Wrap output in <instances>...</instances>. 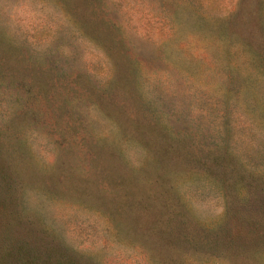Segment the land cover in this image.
<instances>
[{
  "label": "rangeland",
  "instance_id": "rangeland-1",
  "mask_svg": "<svg viewBox=\"0 0 264 264\" xmlns=\"http://www.w3.org/2000/svg\"><path fill=\"white\" fill-rule=\"evenodd\" d=\"M263 63L264 0H0V264H264Z\"/></svg>",
  "mask_w": 264,
  "mask_h": 264
},
{
  "label": "trees",
  "instance_id": "trees-1",
  "mask_svg": "<svg viewBox=\"0 0 264 264\" xmlns=\"http://www.w3.org/2000/svg\"><path fill=\"white\" fill-rule=\"evenodd\" d=\"M58 32V31H57ZM47 37V38H46ZM65 37V39L67 38V36H66V34H62V36H60V39L61 38H64ZM48 33L45 35V36H38V40L39 41H48ZM54 50V49H53ZM53 50H49V52H48V54L49 53H53V52H55V53H57V55H62V54H60V52L59 51H53ZM66 56H68L69 57V54H67V53H65V57ZM262 68L264 69V63H263V65H262ZM1 178H0V188H2V187H11V185H12V183L11 182H13V179L11 178V177H9L6 173H4V172H2L1 171ZM3 185H5V186H3ZM3 190V189H2ZM4 191V190H3ZM5 192V191H4ZM12 215V214H11ZM9 219V218H8ZM11 219H12V217H11ZM241 219H240V223H241ZM31 222H32V220H28V222H27V224H25V227H26V229L27 230H39V231H42V233L44 234V233H48V231H47V229L44 227V226H41L39 229H35L33 226H31L30 224H31ZM242 223H246L245 222V220H243L242 221ZM247 223H250L249 224V226H252V228H251V230H253V227L256 225V222H247ZM42 234V235H43ZM49 234V233H48ZM256 236L257 235H260V234H257V232L256 233H254ZM261 234H264V233H261ZM52 235V234H51ZM241 235H243L246 239H254L255 237L252 235V233H248L247 231H243V230H240V237H241ZM43 236H48V235H46V234H44ZM53 236V237H52ZM51 237L52 238H54L55 236L54 235H52ZM37 237V236H36ZM262 237H264V235H262ZM20 238H22V237H20ZM49 241H51V242H53L50 238H49ZM25 242V241H24ZM26 243V242H25ZM10 248H8V250H12V251H14L15 250V252L17 253V254H19L20 255V261H22V262H26V263H37V264H44V262L45 261H42V260H37V259H35V260H33V259H31L30 258V255H29V253H28V249H31V248H29V247H27V246H25V245H23V243L22 242H19V243H17V241H12L11 243H10ZM41 246H43L42 245V243L40 242V244H38V245H36V247L37 248H42ZM64 247V249H65V252H64V254H63V257L64 258H56V262H57V264H81L80 263V261L78 260V259H76L72 254H71V252L69 251V249H68V247L67 246H63ZM44 248H47V251H49V253L48 254H52L50 251L51 250H54V247L53 248H48L47 246H44ZM41 250V249H40ZM44 260V259H43Z\"/></svg>",
  "mask_w": 264,
  "mask_h": 264
}]
</instances>
